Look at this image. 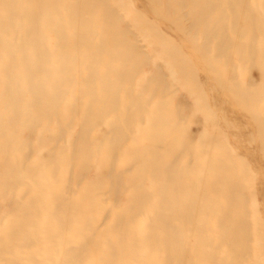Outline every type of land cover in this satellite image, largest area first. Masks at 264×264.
<instances>
[{
	"label": "bare ground",
	"instance_id": "6f19581e",
	"mask_svg": "<svg viewBox=\"0 0 264 264\" xmlns=\"http://www.w3.org/2000/svg\"><path fill=\"white\" fill-rule=\"evenodd\" d=\"M0 264H264V0H0Z\"/></svg>",
	"mask_w": 264,
	"mask_h": 264
},
{
	"label": "rangeland",
	"instance_id": "374dc122",
	"mask_svg": "<svg viewBox=\"0 0 264 264\" xmlns=\"http://www.w3.org/2000/svg\"><path fill=\"white\" fill-rule=\"evenodd\" d=\"M189 135H190V136H193L192 133L190 134V132H189Z\"/></svg>",
	"mask_w": 264,
	"mask_h": 264
}]
</instances>
